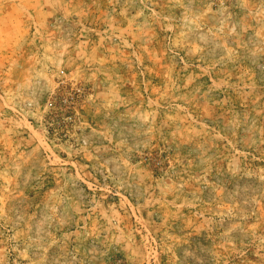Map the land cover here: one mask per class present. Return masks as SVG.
<instances>
[{
	"label": "rangeland",
	"instance_id": "1",
	"mask_svg": "<svg viewBox=\"0 0 264 264\" xmlns=\"http://www.w3.org/2000/svg\"><path fill=\"white\" fill-rule=\"evenodd\" d=\"M0 264H264V0H0Z\"/></svg>",
	"mask_w": 264,
	"mask_h": 264
}]
</instances>
